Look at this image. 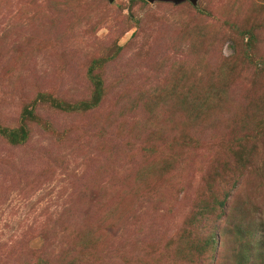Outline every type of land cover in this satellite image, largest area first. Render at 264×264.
I'll return each instance as SVG.
<instances>
[{
    "label": "rangeland",
    "instance_id": "rangeland-1",
    "mask_svg": "<svg viewBox=\"0 0 264 264\" xmlns=\"http://www.w3.org/2000/svg\"><path fill=\"white\" fill-rule=\"evenodd\" d=\"M264 0H0V264H261Z\"/></svg>",
    "mask_w": 264,
    "mask_h": 264
},
{
    "label": "water",
    "instance_id": "water-1",
    "mask_svg": "<svg viewBox=\"0 0 264 264\" xmlns=\"http://www.w3.org/2000/svg\"><path fill=\"white\" fill-rule=\"evenodd\" d=\"M146 1H151V0H146ZM161 1H171L173 3H179V2H181L183 0H161ZM189 1L192 2V3H194L195 0H189Z\"/></svg>",
    "mask_w": 264,
    "mask_h": 264
},
{
    "label": "trees",
    "instance_id": "trees-1",
    "mask_svg": "<svg viewBox=\"0 0 264 264\" xmlns=\"http://www.w3.org/2000/svg\"><path fill=\"white\" fill-rule=\"evenodd\" d=\"M263 256H264V246H263ZM261 264H264V260L261 261Z\"/></svg>",
    "mask_w": 264,
    "mask_h": 264
}]
</instances>
